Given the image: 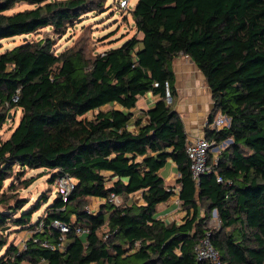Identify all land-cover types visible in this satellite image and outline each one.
I'll return each mask as SVG.
<instances>
[{"label":"trees","instance_id":"obj_1","mask_svg":"<svg viewBox=\"0 0 264 264\" xmlns=\"http://www.w3.org/2000/svg\"><path fill=\"white\" fill-rule=\"evenodd\" d=\"M106 1L0 0V40L42 28L63 36ZM21 3L31 7L7 13ZM130 12L141 37L94 55L79 45L57 53L43 40L0 53V127L10 110L21 114L0 140V264H209L198 263L193 248L214 210L219 227L211 243L221 260L264 264V0H137ZM179 56L197 67L209 89L207 122L218 114L229 119L221 130L204 127L214 147L231 142L209 152L212 171L198 186L185 153L187 135L172 107V63ZM147 93L156 101L136 115V102ZM167 161L178 174L180 222L155 216L174 195L160 175ZM15 166L45 168L51 184L67 174L74 190L66 201L57 194L32 223L47 199L42 195L22 212L28 201L18 186L4 189ZM33 181L23 180L20 188ZM139 192L142 203L127 204ZM111 194L118 205L107 201ZM92 199L101 203L88 213ZM40 222L22 248L8 245V224L33 232ZM76 227L88 233L76 236ZM42 241L60 248L41 247Z\"/></svg>","mask_w":264,"mask_h":264},{"label":"rangeland","instance_id":"obj_2","mask_svg":"<svg viewBox=\"0 0 264 264\" xmlns=\"http://www.w3.org/2000/svg\"><path fill=\"white\" fill-rule=\"evenodd\" d=\"M136 1L137 0H129L126 5L121 6L120 0H107L103 7L97 8L94 11L83 15L81 19L74 24L73 27L69 28L63 36L55 35L51 28H42L37 32L28 35L2 39L0 40V53L24 44L25 42L39 40H43L44 42L52 41V50L57 53L76 45L84 47L85 52L88 55H94L109 48L119 47L131 36L136 35L138 38L141 36L140 34H137L134 29L133 19L130 12ZM30 7L31 6L23 3L17 4L7 13H18ZM10 111L12 112V117H7L5 123L0 127V138L2 140L8 138L18 125L20 119L21 114L19 109ZM211 153H217L216 148H213ZM18 172L21 173L15 176ZM51 174L52 173L45 168L29 169L24 167L21 169V167L15 166L13 176L5 182L4 189H6L11 182H14L18 186L19 196L27 199L28 202L22 212H26L28 209L32 208L41 196L45 195L47 202H42L39 210L32 214V223L45 213L46 208L57 196L55 184L49 182ZM31 178H33L34 181L27 188H20L23 180ZM173 187L174 189H177L175 181ZM87 207H93L95 209L97 204L90 202ZM168 210L170 211L171 207H169ZM155 216L158 217V213H156ZM7 226L8 227L5 231L8 236V245H18L22 248L24 242L28 240L30 231L13 227L11 224H8ZM218 227L219 225L212 224L210 229H217ZM3 252L4 251L0 252V256H2Z\"/></svg>","mask_w":264,"mask_h":264},{"label":"crops","instance_id":"obj_3","mask_svg":"<svg viewBox=\"0 0 264 264\" xmlns=\"http://www.w3.org/2000/svg\"><path fill=\"white\" fill-rule=\"evenodd\" d=\"M172 71L175 75L177 89V98L172 107L182 121L187 140L203 136L204 123L207 121V117L212 110L211 94L205 80L197 67L187 57L179 56L176 58L172 63ZM155 101L156 97L150 93L141 96L136 102V107L134 109L135 114L137 115L140 112L148 111L154 105ZM1 108L2 107H0V110ZM12 111H14V109H12ZM9 115L10 114H8V116ZM0 140L2 139L0 138ZM160 175L163 177L164 183L167 186L173 187L174 181L176 184V179L178 177L175 164L171 161H167L164 168L160 170ZM12 183L13 182H11L9 186ZM177 191L178 189H174V195L166 202L158 205L156 211L158 213V219L167 223L181 221L184 213L179 210ZM91 202L97 205L101 203L97 199H92ZM141 203L140 192L131 196L127 201L129 205H139ZM169 207H171L170 211L168 210Z\"/></svg>","mask_w":264,"mask_h":264},{"label":"built area","instance_id":"obj_4","mask_svg":"<svg viewBox=\"0 0 264 264\" xmlns=\"http://www.w3.org/2000/svg\"><path fill=\"white\" fill-rule=\"evenodd\" d=\"M129 0H120V4L126 5ZM165 98L168 103H170V94L168 90V84L165 83ZM13 101H17V97L13 98ZM9 116L11 117L12 113L9 111ZM8 116V118H9ZM7 120V119H6ZM204 127H208L212 130H221L223 128L229 127V119L222 114H218L213 121L207 122L205 121ZM231 140H227L222 143L219 147H214V143L209 141L204 135L195 137L191 140H186L185 153L189 162V171L191 174L192 180L195 182V185H199V180L204 174H210L212 171V166L209 165V152H212L213 148L223 149L226 145H228ZM217 157L214 158V163L216 164ZM216 181L218 183H222V179L220 176H216ZM230 184L229 181L226 182ZM54 184L56 186V191L58 196L66 201L67 196L74 190L75 180L67 174H62L56 177ZM109 203H113L115 205L119 204V198L113 194H111L107 200ZM86 211L88 213H94L95 209L86 207ZM212 224L219 225V218L217 212L214 210L210 217L205 221V234L204 236L195 244L193 248V253L195 259L198 263H209V264H226L220 258L219 252L214 248L211 243V235L212 231L210 226ZM42 222L39 223L36 230L30 232V235L33 233L39 232L42 228ZM53 227L57 228L61 232H67V228L59 224L57 221H54L52 224ZM76 236H84L88 233L87 228L76 227L74 230ZM61 239V238H60ZM41 247L54 250L55 248H60L59 245H54L48 243L46 241H42L40 243Z\"/></svg>","mask_w":264,"mask_h":264}]
</instances>
